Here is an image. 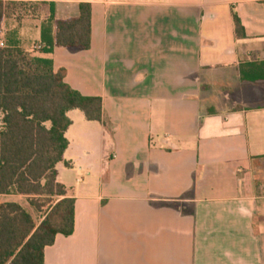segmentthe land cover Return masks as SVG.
Segmentation results:
<instances>
[{"label": "crops", "instance_id": "1", "mask_svg": "<svg viewBox=\"0 0 264 264\" xmlns=\"http://www.w3.org/2000/svg\"><path fill=\"white\" fill-rule=\"evenodd\" d=\"M2 1L37 4L0 19V45L34 55L51 15L90 4L89 47L49 55L101 118L67 112L73 231L43 264H264V99L237 97L264 91V0Z\"/></svg>", "mask_w": 264, "mask_h": 264}, {"label": "trees", "instance_id": "2", "mask_svg": "<svg viewBox=\"0 0 264 264\" xmlns=\"http://www.w3.org/2000/svg\"><path fill=\"white\" fill-rule=\"evenodd\" d=\"M30 7L35 13L37 4L0 0V19ZM234 22L238 27L235 16ZM41 42L40 55L0 45V194L22 196L36 213L17 200L0 201V264H43L44 247L55 235L72 234L74 198L56 181V164H68L67 112L77 108L88 120L101 118L100 98L72 89L49 57L55 47H89L90 4L80 2L76 17L51 15ZM252 71V80L264 79V65Z\"/></svg>", "mask_w": 264, "mask_h": 264}, {"label": "rangeland", "instance_id": "3", "mask_svg": "<svg viewBox=\"0 0 264 264\" xmlns=\"http://www.w3.org/2000/svg\"><path fill=\"white\" fill-rule=\"evenodd\" d=\"M31 7L30 8H28L27 9V12H28V14L29 13H31ZM232 82V81H231ZM233 83V82H232ZM215 89H217V87L216 86H214V87H212V90L214 91ZM234 92V91H233ZM240 95V96H239ZM237 97H239V102L241 103V102H255V101H257V100H262V99H264V91H259L258 90V88L257 89H255V90H253V92H251L250 94H249V98H246L245 97V93L242 91L241 93H239L238 94V96ZM25 208H27V210L28 211H30L31 212V214L33 215V216H35L36 217V213H35V211L31 208V207H29L28 205H27V203H26V201L24 200V198H21L20 200H18Z\"/></svg>", "mask_w": 264, "mask_h": 264}, {"label": "built area", "instance_id": "4", "mask_svg": "<svg viewBox=\"0 0 264 264\" xmlns=\"http://www.w3.org/2000/svg\"><path fill=\"white\" fill-rule=\"evenodd\" d=\"M34 48L39 50L41 48V45H35Z\"/></svg>", "mask_w": 264, "mask_h": 264}]
</instances>
